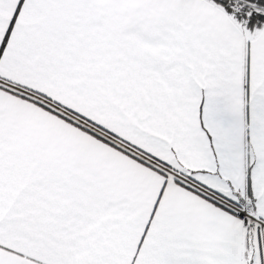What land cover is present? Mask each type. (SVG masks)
<instances>
[{
  "label": "snow or ice",
  "instance_id": "obj_1",
  "mask_svg": "<svg viewBox=\"0 0 264 264\" xmlns=\"http://www.w3.org/2000/svg\"><path fill=\"white\" fill-rule=\"evenodd\" d=\"M0 264H264V0H0Z\"/></svg>",
  "mask_w": 264,
  "mask_h": 264
}]
</instances>
